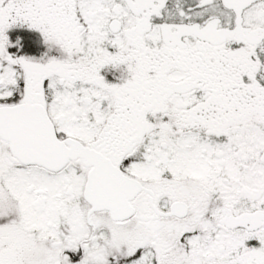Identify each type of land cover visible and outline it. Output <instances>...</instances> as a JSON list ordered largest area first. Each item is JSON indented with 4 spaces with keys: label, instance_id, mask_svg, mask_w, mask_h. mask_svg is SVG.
<instances>
[{
    "label": "snow or ice",
    "instance_id": "6c2138e0",
    "mask_svg": "<svg viewBox=\"0 0 264 264\" xmlns=\"http://www.w3.org/2000/svg\"><path fill=\"white\" fill-rule=\"evenodd\" d=\"M0 264H264V0H0Z\"/></svg>",
    "mask_w": 264,
    "mask_h": 264
}]
</instances>
